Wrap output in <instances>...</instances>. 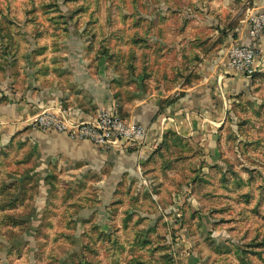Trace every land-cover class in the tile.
Masks as SVG:
<instances>
[{"label": "rangeland", "instance_id": "obj_1", "mask_svg": "<svg viewBox=\"0 0 264 264\" xmlns=\"http://www.w3.org/2000/svg\"><path fill=\"white\" fill-rule=\"evenodd\" d=\"M199 1L0 0V82L32 58L35 79L52 52L105 65L113 88L131 91L148 70L187 81L201 52L190 37L204 34L192 22ZM16 136L0 139V264H264V76L213 157L173 138L145 190L99 187Z\"/></svg>", "mask_w": 264, "mask_h": 264}, {"label": "crops", "instance_id": "obj_2", "mask_svg": "<svg viewBox=\"0 0 264 264\" xmlns=\"http://www.w3.org/2000/svg\"><path fill=\"white\" fill-rule=\"evenodd\" d=\"M246 1L252 7L244 5ZM263 5L264 0L199 1V11L192 22L196 31L204 34L201 38L196 33L190 37L199 43L201 52L187 81L181 76L155 79L148 70L144 77L136 75L137 86L131 91L113 88L116 85L104 64L105 69L100 64L93 71L89 61L75 56H68L66 63L60 64L53 52L37 58L33 79L32 58L26 69L19 65L0 82V139L17 133L16 137L35 151L41 161L77 165L82 174L96 177L99 187L138 186L145 190L151 182L157 184L153 168L166 150L178 144L173 138L183 145L188 141L199 150L200 160H209L215 154L227 117L237 103L254 98L264 76V33L251 38L245 21L251 9ZM187 39L184 37L180 46ZM231 43L256 48L257 69L252 77L228 66L223 53ZM165 82L169 85L165 86ZM101 108L115 109L124 121L142 125V144L104 151L88 141L73 140L52 129L41 130L34 123L35 116L42 111L84 121L92 119Z\"/></svg>", "mask_w": 264, "mask_h": 264}, {"label": "built area", "instance_id": "obj_3", "mask_svg": "<svg viewBox=\"0 0 264 264\" xmlns=\"http://www.w3.org/2000/svg\"><path fill=\"white\" fill-rule=\"evenodd\" d=\"M247 33L251 38H259L264 33V5L253 8L245 19ZM228 66L250 78L257 69L258 53L254 46L231 43L224 50ZM41 130L52 129L73 140H84L109 150L116 147L140 146L145 137L142 125L124 121L112 108L99 109L94 117L84 121H73L65 115L42 111L34 118Z\"/></svg>", "mask_w": 264, "mask_h": 264}]
</instances>
